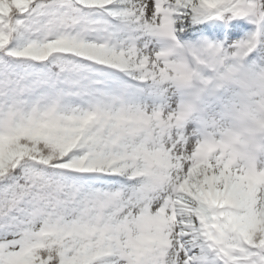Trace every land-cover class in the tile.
<instances>
[{
    "label": "snow or ice",
    "instance_id": "obj_1",
    "mask_svg": "<svg viewBox=\"0 0 264 264\" xmlns=\"http://www.w3.org/2000/svg\"><path fill=\"white\" fill-rule=\"evenodd\" d=\"M0 264H264V0H0Z\"/></svg>",
    "mask_w": 264,
    "mask_h": 264
}]
</instances>
